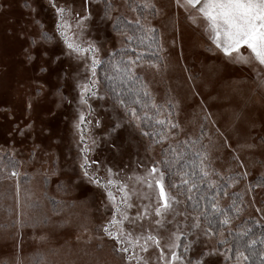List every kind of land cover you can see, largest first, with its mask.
Masks as SVG:
<instances>
[{"label": "rangeland", "instance_id": "obj_1", "mask_svg": "<svg viewBox=\"0 0 264 264\" xmlns=\"http://www.w3.org/2000/svg\"><path fill=\"white\" fill-rule=\"evenodd\" d=\"M54 2L72 9V14L65 16L71 25L70 40L75 38L84 46L96 42L101 45L99 56L123 46L122 37L111 30L117 17H122L121 21H133L132 24L141 18L142 23L150 22L155 27L154 39H147L143 44L135 40L133 47L143 53L140 47L145 45L150 52L137 72L155 102L160 105H165L169 99L179 102V109H171V118L180 125L175 130L178 135L171 143L175 145L176 141L190 138L198 141L191 150L204 151L203 146H206L211 167L220 173L219 176L212 175L211 179L217 185H231L226 187L228 196H217L221 207H230L235 202L242 208L230 227L235 228L236 224L249 218L264 225V145L260 144V138L264 136V100L254 83L255 73L246 66L227 63L221 54L206 51L209 41L200 28L185 19L182 10L179 11L177 30L173 25L178 11L174 0H154L161 9V14L155 18L142 9L143 0H107L112 5L111 20L102 19L106 0ZM133 8L137 10L133 11ZM88 12L91 13L90 18L77 27L75 14L84 16ZM144 16L147 20L143 19ZM57 19L49 0H9V4L0 10V150L8 151L21 162L18 178L0 179V264H15L17 259L21 264H33L42 259L47 264H127L121 259L127 254L114 252V246L118 248L119 245L97 229L112 215V205L105 190L86 182L78 186L69 182V178L75 179L80 174L79 137L75 134L73 122L78 114L75 81L84 80L87 76L82 71L84 62L77 63L70 57L62 56L57 72L67 70V79L59 78L56 73L38 75V66L44 61L38 59L29 65L22 52L28 42L17 36L23 30L38 38L44 31L53 40L43 47L50 54H60L66 49L56 32ZM135 27L134 35L139 37L141 33ZM157 42L162 44V50L156 46ZM149 44L152 46L149 47ZM149 61L158 67H149ZM98 73L103 81V94L107 85L103 68ZM34 80L48 85L38 98ZM57 89L72 103L58 104ZM30 98H33L31 110L27 108ZM90 103L95 112L88 117L92 123L85 124L84 135L89 146L92 140L96 141V146L89 153V158L100 162L99 175L103 179L116 181L109 187L117 203L122 195L119 188L127 186L133 204L129 209L131 216L135 217V213L145 206L151 212L158 202V189L154 186L158 176L151 178L152 188L145 181L153 161L161 158L162 145L153 144L146 151L148 138L142 137L139 129L125 126L117 141L121 147H112L108 142V132L110 126L122 117V111L119 108L112 110V102L107 99H91ZM84 110L87 111L86 108ZM167 111L166 108L159 118L164 119ZM149 115H152L151 111ZM96 119L101 121L99 127L95 125ZM252 121L255 122L254 127H251ZM26 124H32L33 130L25 131L21 137L16 129L24 128ZM144 130L159 131V126L154 121H148ZM246 143L259 146L248 149L244 147ZM34 145L40 147L36 150L35 159L30 160L29 153ZM236 156H239V161ZM241 164L244 166L241 167ZM51 168L57 169L58 174L46 176L45 171ZM108 168L112 169L111 177L108 176ZM244 172L247 176L238 179V182L228 180L229 176L236 177ZM17 181L20 186L19 204ZM171 191L176 192V189ZM217 191L214 188V194ZM255 191L260 195L258 198ZM178 198L181 202L174 205V210L165 217L171 223L157 226L153 223L156 217L152 215L138 220L136 225L137 232L148 229L158 235L168 255L166 246L171 242V233L176 226L192 223V214L183 206V195ZM258 208L261 211H257ZM185 212L188 213L187 219ZM17 221L22 222L23 227ZM125 227L131 226L125 222ZM182 230L188 231L187 228ZM211 243L215 244L216 238ZM198 250L199 246L188 255L195 260ZM177 251L182 252V248ZM158 254L159 250L153 247L142 255L149 264H157ZM228 255L225 253L218 257L219 264H234V260H226Z\"/></svg>", "mask_w": 264, "mask_h": 264}, {"label": "snow or ice", "instance_id": "obj_2", "mask_svg": "<svg viewBox=\"0 0 264 264\" xmlns=\"http://www.w3.org/2000/svg\"><path fill=\"white\" fill-rule=\"evenodd\" d=\"M51 7L55 9L57 14L56 32L58 33L66 51L60 54H50L43 46L50 43L53 37L44 31L40 32L38 38L28 35L23 30L17 34L18 38L28 42L27 47L22 48L24 59L29 65L38 59L44 61L38 66V75L47 73H56L61 79L68 78L67 70L57 72V65L61 61L62 56H67L76 60L77 63L84 62L83 72L87 73L84 80L76 79L75 90L78 91L77 103V119L73 122L75 134L78 135L77 145L80 152L79 169L80 174L75 179L69 178V182L74 185L81 183H89L96 185L105 190L107 199L112 205V215L102 225H98L97 229L102 231L104 235L109 237L119 245L114 246L113 251L127 254L121 259L127 264H149L145 259L144 253H147L150 248L159 250L157 264H219L218 257L224 256L225 253H231L233 249L227 236H233L236 241L234 249V264H252L251 256L256 255L253 246L257 243L256 239L251 238V228L236 229L230 227L232 220L236 217L230 215V211L234 210L238 216L242 208L233 202L232 208L225 209L221 207L217 196H228L226 187L231 185H217L211 179L212 175L219 176L211 167L210 154L206 150H196L194 155L197 157L195 164L199 172L186 170L184 163L186 158V149L194 148L198 143L197 140L185 139L176 141L175 145L171 143L172 139L178 135L175 130L180 128L178 122H175L171 117V109H179V102H173L171 99L165 102V105L157 104L148 90L147 84L142 76L137 72V68L143 66L144 57L142 53L133 47V41L139 40L143 44L147 39H154L153 33L156 32L151 23H142L141 18H137L134 23L138 31L141 33L139 37L134 34H129L127 25L133 21H121L117 17L118 22L113 23V28L118 35L122 37L124 47L109 53L107 60L101 58V45L96 42H89L86 46L77 42V39L69 38V30L71 25L65 19L66 14L71 15L72 9L62 5H57L54 0H49ZM90 3L91 0H88ZM9 4V0H0V10ZM175 8L178 10L176 19L173 20V25L178 30V15L182 10L185 19L194 27L200 28L206 36L209 43L206 46V51L213 54H221L224 60L229 64L246 66L255 73L256 79L254 83L257 89L262 93L261 99L264 100V0H174ZM27 6V5H25ZM142 9L147 11L153 18L161 14V9L156 5L154 0H143ZM111 3L105 2L104 13L102 19L111 20ZM33 12L35 9H31ZM133 8V11H136ZM77 17V27L82 26V22L90 18L91 13L88 12L84 16L79 13ZM143 19L147 20L144 16ZM39 24V21H35ZM43 29V25H40ZM152 45L149 44V47ZM162 50V44L157 42L156 45ZM129 53H132L131 55ZM149 67L157 68L158 65L149 61ZM103 68L104 81L107 85L101 93V85L103 81L98 75V69ZM79 76V73L76 74ZM36 85L37 98L41 96L48 87L46 82L34 80ZM255 91V90H254ZM59 96L58 104L64 102L72 103L66 96L57 89ZM97 99L100 101L110 100L112 102V110L119 108L122 111V117L110 126L108 136L109 143L112 147L119 149L121 146L117 143L120 132L125 126L131 129H139V134L142 137H147L149 144L146 146V151L152 148L153 144H161V158L154 160L151 167L148 169V179L145 181L149 188L153 187L154 175L158 176L154 180V186L158 189L157 206L150 212L148 207H142L141 210L135 213V217L129 214V209L133 207L130 202V195L126 190L127 186L122 185L119 191L122 193L119 203L116 202V196L110 189V185L116 183L111 178L105 180L99 175L100 162L91 160L89 153L94 150L96 141L92 140L91 146L85 140V124H91L92 120L88 117L95 112L90 100ZM139 109H148L149 111L141 112ZM33 107V98L29 99L27 108L31 110ZM86 108V112L85 109ZM168 109L164 119L159 117ZM54 115V113H53ZM208 115L205 116V119ZM237 120L240 116L237 115ZM148 121H154L155 125L159 126V131H146L145 125ZM95 125H101L100 119L95 120ZM255 126V122H251V127ZM33 125L26 124L24 128L17 127L16 131L23 137L25 131H32ZM223 136V134H220ZM210 139V138H209ZM165 142H167L166 147ZM225 144L227 141L225 139ZM260 144L264 145V136L260 138ZM83 145V147H80ZM259 145L254 143H246L244 147L255 149ZM39 145H34L29 153V159H35L36 150ZM47 155V153H45ZM235 159L239 161V156ZM20 161L15 159V156H10L5 163L0 157V179H12L20 176L19 166ZM93 165L96 167L93 168ZM241 167L244 165L241 164ZM6 173V175H5ZM108 176L113 175L112 169H107ZM57 175L58 170L55 168L47 169L45 175ZM171 176V178H170ZM247 176V172L239 173L236 177L229 176L228 180L232 183L238 182V179ZM207 184L209 189L217 188L218 191L209 196L207 193L201 194V185ZM167 186V190H166ZM171 189H176L172 192ZM20 186L17 181L16 194L17 204H19ZM185 196L187 202H192L194 205V214H192V223L177 225L171 233V242L167 244V249L170 255L165 253V249L161 244V238L154 235L148 229L136 231L138 220L148 219L152 215L156 217L153 223L157 226H163L166 222L167 213L174 210V205H178L181 201L179 196ZM203 202V204H201ZM261 211V209H256ZM187 219L188 213H184ZM125 222L130 225V228L125 227ZM21 227L23 223L17 221ZM187 228L185 232L182 229ZM227 232V236H225ZM216 238V243H211V240ZM264 244V236L259 240ZM200 247L197 252L198 258L193 260L188 254L194 248ZM223 247V251L221 248ZM182 248V252L177 251ZM131 249V252H130ZM248 253V254H246ZM261 257L259 264H264V249L259 252ZM231 255L226 256V260H231ZM15 264H21L17 259ZM33 264H47L45 260L34 261Z\"/></svg>", "mask_w": 264, "mask_h": 264}, {"label": "trees", "instance_id": "obj_3", "mask_svg": "<svg viewBox=\"0 0 264 264\" xmlns=\"http://www.w3.org/2000/svg\"><path fill=\"white\" fill-rule=\"evenodd\" d=\"M119 18H120V20H122V17H119ZM114 22H118V21L117 20H114L113 23ZM113 23L111 25V30L113 32H116L114 30V28H113ZM135 26H136L135 24H132V25L130 24V27H129V25H127V31H128L129 34H134V30L136 28ZM135 44H136V41L135 42L133 41V46H135ZM122 47H124V45ZM122 47L113 49L112 52L115 51V50H119ZM140 48H142L143 51H144L142 53L143 57L145 59H148L149 58V54L148 53H150L149 50H147V48L145 47V45H143V46L141 45ZM109 53H111V52H109ZM109 53L107 55H102L100 57L106 60V58L109 57ZM129 54L131 55L132 53H129ZM150 56H152V55H150ZM151 58H153V57H151ZM100 70H101V68L98 69V71H100ZM98 75H100V73H98ZM146 124H148V122ZM194 152L195 151H193V149L191 150V148L186 149V158H185L184 163L187 166L186 167V170H192V171H196L198 173L199 172V169H198V167L195 166V164L197 162V157L194 155ZM0 155L2 156L3 161H5V162H7V159L10 156H13L8 151H5L4 152L2 150H0ZM15 159L18 161V159L16 157H15ZM218 185H219V183H218ZM200 193L201 194L207 193L209 196H212V195H214V188L209 189L207 187V184L201 185V187H200ZM254 194H255V196L257 198H258V196H260L259 193H258V191H255ZM259 202L261 203V198H259ZM201 204H203V202H201ZM183 206H184L185 211L189 212L190 214H194V205H193L192 202H187L185 196H183ZM231 208H232V206L226 207L225 209H229L230 210ZM230 215H232L234 217L237 216L236 213H235V211H230ZM235 228L236 229L251 228L250 236H251V238L257 240V243L253 246V249L256 252V255L251 256V261H252V264H259V261L261 259V257L259 256V252L262 249H264V244H262V243L259 242V240L261 239V237L264 236V225L262 223L257 222L255 219H250L249 218V219H247V220H245L243 222H240V223L236 224ZM225 236H227V232L225 233ZM227 238H228V240L230 242L231 248L233 249V251L231 253H229V255H231L233 257L232 260H234V255H235L234 254V249H235V246H236V241L234 240L233 236H227ZM246 254H248V253H246Z\"/></svg>", "mask_w": 264, "mask_h": 264}]
</instances>
